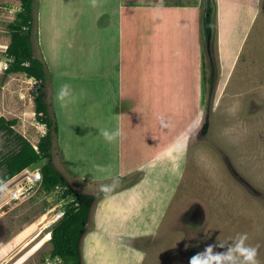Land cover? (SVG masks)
Here are the masks:
<instances>
[{"label": "rangeland", "instance_id": "1", "mask_svg": "<svg viewBox=\"0 0 264 264\" xmlns=\"http://www.w3.org/2000/svg\"><path fill=\"white\" fill-rule=\"evenodd\" d=\"M118 1L34 5L33 53L46 65L44 101L58 125L52 167L77 195L91 197L81 264H188L219 236L230 242L242 232L259 246L264 264V0H201L196 30L175 25L177 16L155 17L151 24L140 17L149 13L139 10L137 36L132 32L137 38L128 35L129 45L137 43V69L128 44L123 68L137 71L130 79L139 89L144 83L147 91L153 82L163 90L151 99L130 97L138 110L125 109L123 135L107 143L99 135L107 128L102 110L116 96L103 98L102 83L118 82ZM20 7V0H0V118L16 121L15 132L37 149L47 133L35 113L40 84L25 74L5 75L8 26ZM105 70L113 80H104ZM65 73L72 96L61 103L55 93ZM147 134L151 146L153 139L164 143L151 147ZM6 144L0 135V153H8ZM151 153L148 168L135 170ZM119 165L132 175L109 181ZM89 176L103 181L94 184ZM102 185L110 190L101 191ZM62 191L47 195L41 189L15 202L0 192V264L52 260L51 242L37 233L50 209L65 204ZM28 240L32 245L22 249Z\"/></svg>", "mask_w": 264, "mask_h": 264}, {"label": "trees", "instance_id": "2", "mask_svg": "<svg viewBox=\"0 0 264 264\" xmlns=\"http://www.w3.org/2000/svg\"><path fill=\"white\" fill-rule=\"evenodd\" d=\"M21 7L15 21L9 24L11 42L6 56L9 59L5 75L25 74L29 79L39 82L36 97V118L45 125L47 133L35 147L22 135L15 132L16 121L0 118V135L6 140V154L0 153V182L4 184L19 175L23 170L37 165L42 160L48 163L41 168L43 174L42 192L53 193L57 187H66L60 199L71 196L75 202L66 206L64 219L55 227L51 241V258H60L63 264H81L80 240L88 223L91 197L77 195L69 187L64 177L52 167L53 133H58L56 119L50 116L48 106L44 101V84L46 80V65L36 59L33 53L34 38V5L36 0H20ZM76 203L79 204L76 207Z\"/></svg>", "mask_w": 264, "mask_h": 264}, {"label": "crops", "instance_id": "3", "mask_svg": "<svg viewBox=\"0 0 264 264\" xmlns=\"http://www.w3.org/2000/svg\"><path fill=\"white\" fill-rule=\"evenodd\" d=\"M200 4H201V0H119L118 1V32L120 33L122 31L123 33L122 38L121 37L118 38L119 39L118 57L121 56V63H118V69H117L118 82L117 85L114 87H109L105 81L102 83L104 86L103 98L106 99V95L111 97L112 95L116 96V101H112V103L109 102L107 106H105V110H102L103 116L106 121L105 125L108 129L119 127L122 130L121 121L125 113V109H129L131 111L138 110L139 105L136 104L135 102L136 99L130 97H134L135 95L140 94L141 96L148 95L150 97L149 99H151V97L155 95V93H158L159 91L163 90L161 87L159 86L157 87L153 82H151V87H147V91L146 88H144L145 87L144 83L142 87L140 86L141 89H139V87H136L137 82H133V80L130 79V77L133 76L135 77L137 71H132V69H126V71H124L125 68H123V64L126 67L127 60L131 59L130 65L131 66L133 65L132 68H134L135 70L137 69L136 67L137 65L136 61L138 58L137 43H135L134 46H132L131 44L129 45L128 35L132 40H135L137 38V37L135 38L132 35V32H136V36H137V30L139 26V10H144L145 13L146 12L149 13V15H142L140 17H146L145 20H147L151 24H153V22L155 21V17H163L167 15V17L172 18L174 16L175 17L177 16L179 22H176L175 20L174 21L175 25L181 27V29H185L184 26L193 24L196 30L197 26L199 25ZM156 10H160V11H158L159 13L155 12L154 14V11ZM167 11H173L172 15H170ZM150 17H152L151 21L149 20ZM124 30L129 31V33H125ZM126 44H128L129 59H127V57H125V54H123V52H126L124 50ZM105 72L108 75L106 74L104 75V80H107L108 78L110 80H113V73H109L107 72V70H105ZM64 76L65 79L62 81L61 84L69 82V74L65 73ZM147 78L148 77L146 76L145 80ZM125 83L127 85L124 86ZM199 86H200V82H199ZM151 107L154 106L151 104ZM152 134L154 137V130ZM145 138H146L145 142L149 144L148 134L146 135ZM163 140L164 139L158 141V143L155 140V144H154V139H153L152 146L150 144L149 145L151 147L155 146L154 148H157L159 147L158 145H160L159 143L161 144L164 143ZM152 153H153V148H152ZM152 153L149 158L147 159L144 158L143 164L135 167V170L136 169L139 170L141 168L143 169L144 167L148 168V165L152 159ZM117 160H119V164H120L122 160L121 154L118 155ZM132 173L133 171L122 172L121 165H119V167H117V172L110 174L108 180L114 181L115 178L119 179L123 177H128L132 175ZM89 177L91 182L94 184L100 182L98 181L100 179L101 181H103L102 178L100 177L99 178L93 176H89ZM34 237H36V235Z\"/></svg>", "mask_w": 264, "mask_h": 264}, {"label": "clouds", "instance_id": "4", "mask_svg": "<svg viewBox=\"0 0 264 264\" xmlns=\"http://www.w3.org/2000/svg\"><path fill=\"white\" fill-rule=\"evenodd\" d=\"M91 4L96 7L97 0H91ZM71 96L72 87L68 83L61 84L55 93L56 101L61 103L66 102ZM99 135L103 137L105 142L113 143L123 135V132L119 127L113 129L103 128L99 130ZM110 187L109 185H102L101 191L108 192ZM5 188L6 185L0 182V191H4ZM248 241L249 235L246 232L237 233L230 238V242L222 240L219 236L216 243L209 244L192 255L188 260V264H261L258 259L259 246L252 245Z\"/></svg>", "mask_w": 264, "mask_h": 264}, {"label": "built area", "instance_id": "5", "mask_svg": "<svg viewBox=\"0 0 264 264\" xmlns=\"http://www.w3.org/2000/svg\"><path fill=\"white\" fill-rule=\"evenodd\" d=\"M37 150V149H36ZM6 188L4 191H0L2 193H6L8 198L12 201H28L31 198L35 197L36 194L40 192L43 185V174L41 169H32V167H29L25 170H23L19 175H17L12 180L5 183ZM57 189L63 190L60 195L64 193V191L67 190L66 187H57ZM55 190V191H56ZM59 195V196H60ZM65 201L63 205H60V202L56 204L55 207L50 209L49 214L46 215L43 220L42 224L44 223V229L40 230L39 237L42 235L44 236V240L47 239V243L52 241L53 237V231L57 224H59L65 217L66 214V206L69 203L75 202L74 199L69 196L66 199H60ZM76 207L79 206L78 203L75 204ZM58 259L50 260L47 262V264H56V261ZM55 261V262H54Z\"/></svg>", "mask_w": 264, "mask_h": 264}, {"label": "bare ground", "instance_id": "6", "mask_svg": "<svg viewBox=\"0 0 264 264\" xmlns=\"http://www.w3.org/2000/svg\"><path fill=\"white\" fill-rule=\"evenodd\" d=\"M2 215H4V214H2V210H1V207H0V216H2ZM43 226H44V223L41 224V226H40V230L44 229ZM38 237H39V235H38ZM33 241H34V240H33ZM33 241H32V240H28V241L24 244L23 248H26V247L32 245ZM23 248H22V249H23ZM22 251H23V250H22Z\"/></svg>", "mask_w": 264, "mask_h": 264}, {"label": "water", "instance_id": "7", "mask_svg": "<svg viewBox=\"0 0 264 264\" xmlns=\"http://www.w3.org/2000/svg\"><path fill=\"white\" fill-rule=\"evenodd\" d=\"M207 4H208V12H207V20H208V19L210 18V14H211V13H210L211 11L209 10L211 7H209V5H210V2H209V1H208ZM7 48H8V47H7ZM76 197H78L77 194H76Z\"/></svg>", "mask_w": 264, "mask_h": 264}]
</instances>
